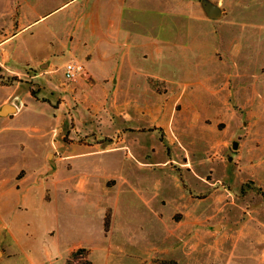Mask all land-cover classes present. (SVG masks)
<instances>
[{"label":"rangeland","instance_id":"1","mask_svg":"<svg viewBox=\"0 0 264 264\" xmlns=\"http://www.w3.org/2000/svg\"><path fill=\"white\" fill-rule=\"evenodd\" d=\"M208 1L210 43L98 81L65 64L123 0H0V264H264V0Z\"/></svg>","mask_w":264,"mask_h":264},{"label":"crops","instance_id":"2","mask_svg":"<svg viewBox=\"0 0 264 264\" xmlns=\"http://www.w3.org/2000/svg\"><path fill=\"white\" fill-rule=\"evenodd\" d=\"M172 1L176 3L173 4ZM183 1L123 0L124 4L118 3L112 8L107 29L101 25L98 8L96 21L90 26L92 37L80 50L81 60L88 74L98 81H117L122 80L125 67L130 66L134 73H145L150 76L152 73H147L139 66L142 64L140 58L146 59L151 55L156 57V54L161 58L164 53L165 56L168 55L166 48L168 44L174 43L179 34L185 33V17L189 18L191 24L190 31L186 32L192 35L195 32V36L210 43V35L204 27L207 23L214 25V18H217L210 16L204 6L205 2L210 1L203 0V8L193 11H186ZM9 38L2 40L0 44ZM3 62V60L0 62V70ZM9 99L12 98L6 96L0 100V112L5 116H16L22 107L17 102H8ZM6 104L16 108L15 115H9L3 110Z\"/></svg>","mask_w":264,"mask_h":264},{"label":"trees","instance_id":"3","mask_svg":"<svg viewBox=\"0 0 264 264\" xmlns=\"http://www.w3.org/2000/svg\"><path fill=\"white\" fill-rule=\"evenodd\" d=\"M18 78L15 77V80ZM31 95L36 97V92L30 90ZM67 264H94L93 261L89 258L88 253L85 248H79L71 254V257L67 260Z\"/></svg>","mask_w":264,"mask_h":264},{"label":"built area","instance_id":"4","mask_svg":"<svg viewBox=\"0 0 264 264\" xmlns=\"http://www.w3.org/2000/svg\"><path fill=\"white\" fill-rule=\"evenodd\" d=\"M84 69L83 64L79 62H67L65 64V70H64V75L67 79H73L76 77L79 73H81Z\"/></svg>","mask_w":264,"mask_h":264},{"label":"water","instance_id":"5","mask_svg":"<svg viewBox=\"0 0 264 264\" xmlns=\"http://www.w3.org/2000/svg\"><path fill=\"white\" fill-rule=\"evenodd\" d=\"M205 8L208 12V14L212 17H219L221 16L222 14V10L219 6L217 5H214L210 2H205ZM15 107L13 105H10V104H6L4 107H3V110L6 111V112H13L15 111Z\"/></svg>","mask_w":264,"mask_h":264}]
</instances>
